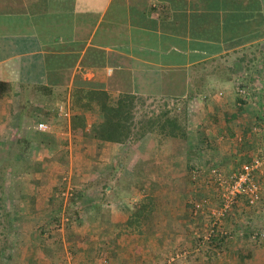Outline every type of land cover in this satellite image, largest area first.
I'll return each mask as SVG.
<instances>
[{"label": "crops", "instance_id": "crops-1", "mask_svg": "<svg viewBox=\"0 0 264 264\" xmlns=\"http://www.w3.org/2000/svg\"><path fill=\"white\" fill-rule=\"evenodd\" d=\"M185 2L0 0V147L10 135L17 141L13 159L0 152L4 178L14 179L9 196L5 179L0 197L7 219L0 264H162L173 250L196 256L200 240L185 229V200L164 175L173 157L162 148L178 141L172 156L205 154L225 168L264 152V0H235L216 11ZM237 84L256 90L252 98L240 102ZM79 90H105L112 100L121 93L174 99L187 107L185 135L148 132L125 143L72 135ZM59 104L68 118L56 111ZM54 115L65 120L63 131L50 124ZM136 154L143 171L149 156L162 157L156 178L121 180ZM65 189L78 195L70 204L73 192L64 196ZM135 208L141 215L127 225ZM260 211L249 216L260 218ZM246 217L231 224L233 234L228 228L234 237L221 255L205 247L212 255L176 264H264V238L251 239ZM59 218L69 223L57 230L52 221ZM174 224L181 229L171 230Z\"/></svg>", "mask_w": 264, "mask_h": 264}, {"label": "rangeland", "instance_id": "rangeland-1", "mask_svg": "<svg viewBox=\"0 0 264 264\" xmlns=\"http://www.w3.org/2000/svg\"><path fill=\"white\" fill-rule=\"evenodd\" d=\"M220 63H221L220 60H215L214 66H219ZM240 85L246 86L245 84H237L236 87H238ZM250 88H252V87L250 86ZM254 91H256V90H253V88H252L251 98L255 93ZM176 105H177V101H175L174 99H170V98H162V97H158L155 99H148L147 98L144 100V104L141 107V114H143L144 117H146V118H148V117L155 118L156 115L161 114L163 110H168V109L170 111L174 109V111L177 113L182 112V113L186 114V112H187V107H185L186 105H184V104L182 106H179V105L176 106ZM50 109H51V107H50ZM79 109L80 108H77L76 110L79 111ZM25 110H26V115H29V108H26ZM95 114H96V111L88 110V112H86V116L89 118V121H91L92 119L93 120L95 119V117H96ZM49 118L52 119V121H50V124L53 123V127L55 124V126L58 127V130L63 131L65 129V120L57 119L56 115H54V118H52L50 116H49ZM38 119L39 118L37 117V120ZM37 122L38 123L36 124V127L39 125V123L41 121H37ZM30 127H31L30 129H32L31 125H30ZM46 127H47V125H46ZM33 129H34V127H33ZM151 134H153V133H151ZM9 138H11V140H9L8 144H6V146L4 145L5 147H3L2 149L0 147V152L2 150L3 151L6 150V153L8 152V154L10 156L8 158L13 159L14 154H12V153L17 150V148H15L16 139H14L12 135H10ZM150 142L153 143L154 139H151ZM180 142H182V141H180ZM144 146H146V145H144ZM179 148H181V147H179L178 141L173 143V140H170V141L168 140L166 142L165 148H162L167 152L169 151V154H167L168 156L166 155L168 157V159H169L170 155H171V157H173L172 158L173 159V161H172L173 162V168L169 171H166L164 175L168 176V180H169L168 183L172 185V187H173L172 189H174L176 196H178V200H181V199L185 200V205H184L185 207L184 208L187 210L186 214H185L186 220L184 222L185 227H186L185 229L187 230L188 235H190L191 232H194L195 233L194 235L197 236L198 239L200 240V244L198 245L199 251L196 252L197 254L195 256V255L190 254L191 252L188 250H185L183 253H182V250H176V251L173 250L172 252H169L170 254H167L164 261L161 260L162 264H176L177 260H179V259L189 260V258H191L190 256L197 257V258H205L208 255H212V254H208V251L203 249L205 247L211 248L214 250V252H216V254L221 255L222 244L213 245L211 247V245H210L211 243L210 244H206L204 242L201 243L202 236L206 233L207 229L210 227L211 211H213V210L215 211V209H218L217 206L219 205L217 200H216V190H214V188L209 186V181H210L212 174H213L212 169L218 168L222 173H229L232 170H234L235 168H237V166L239 165V161H237L236 164L234 165V167L225 168L219 164H215L214 162L209 161L210 160L209 156L205 155V154H201L198 156L197 155L187 156L184 154L172 156L173 153L175 151H177ZM0 156H2V154ZM141 158H142L141 154L140 155L136 154L134 156V161L136 163L133 164V171H129V169L124 170L121 180L125 181L126 179H129V177L131 176V178L134 179L135 183H137V181L144 178L143 175H145L148 178H156V176H158L157 170L155 168H156L157 162H159V159H161L162 157L160 155L149 156L148 160L150 162V165H149V167L148 166L145 167L146 171H143L141 169L137 170L138 160L139 159L141 160ZM140 163H141V161H140ZM151 167H153V169ZM147 168L148 169L151 168V170L150 169L148 170ZM10 169L13 172L14 170L18 169V165L12 164V167ZM67 172H68V170H64V172L62 170L60 173L61 176H59V179L65 183L69 180L67 177V174H68ZM158 172L161 173V171H158ZM8 175H10V173ZM5 176H6L5 179H7L6 180L7 185H5V186L7 189V196H9L12 193L14 179L7 176V174ZM70 192H73V191L70 189L69 190L65 189V195L64 196L70 195ZM138 192L141 193V191H138ZM57 194H58V197H60V194L59 193H57ZM197 200L204 201V206H203V210L199 211L197 214H194L193 209H192L193 206L190 208V204L194 201H197ZM192 205H193V203H192ZM260 208L264 212V201L261 203ZM58 212H59V210H58ZM252 212L255 213L252 209H250V207L247 208L245 206V204L240 201L238 203V205L231 210L230 214L227 215V217H224V221H223L224 226H226L227 229L229 228L231 230V234H233V231L235 230V228H233L231 226V224H233L235 226H237L238 223L243 224V222H244L243 219L245 218V216H247L246 217L247 219H245V220H249V221L251 220L252 221L254 219L253 221H255L256 224H258V225L263 224L264 225V213H263L262 217L256 219L255 214L249 216L250 213H252ZM59 213H61V211ZM190 213L192 215H190ZM240 217L243 219H239ZM9 221H10V219H9ZM63 222L65 223V225H67L69 223V221L67 219H65L63 221L61 218H59L58 220L52 221V226L54 229L58 230L59 228H61V226H59V224L63 223ZM0 223H1V221H0ZM171 223H173V222H171ZM175 227H176V229H178L179 224H178V226H175V224L172 227L170 226L171 230L175 229ZM179 229H181V228H179ZM6 231H7V226H6V229L4 230V232H6ZM1 236H2V231H0V238H1ZM138 236L141 237V235H138ZM233 237H234V235H233ZM233 237L231 239H233ZM133 238H134L133 235H127V237H125V240L127 239L130 242ZM167 238H169V236ZM231 239L229 240V237H228V240L226 241V243L229 241L228 245L231 242ZM6 253L8 256L13 255V252H11V251H8ZM178 255H180L182 257L178 258ZM182 262H184V261H182Z\"/></svg>", "mask_w": 264, "mask_h": 264}, {"label": "trees", "instance_id": "trees-1", "mask_svg": "<svg viewBox=\"0 0 264 264\" xmlns=\"http://www.w3.org/2000/svg\"><path fill=\"white\" fill-rule=\"evenodd\" d=\"M161 6H173V0H159ZM235 0H192V6H212L216 11L223 6L224 3L232 5ZM179 2V1H178ZM182 3V4H181ZM178 5H187L185 0H181ZM216 17V15H215ZM214 21L216 24V18ZM236 93V91H235ZM237 97V95H236ZM155 99L158 97H144L133 93H121L115 100L110 99L109 94L105 90H79L76 91L73 98V109L80 108L76 113L69 117L70 133L75 136H90L101 141L125 143L128 141H138L148 132L162 133L167 136L185 135V114L177 113L173 110H163L161 114L153 117H144L141 114V107L145 99ZM238 99V98H237ZM77 106V107H76ZM88 110L96 111L97 118L88 125L86 112ZM180 122V123H179ZM38 144L44 143V133L37 132ZM42 140V141H41ZM46 143V142H45ZM4 171L0 169V197L4 194ZM78 196L75 192L71 193L68 204L75 200ZM148 198V197H147ZM150 200V199H148ZM246 205L245 200H241ZM190 204V208L192 207ZM3 211V204L0 199V212ZM141 211L135 208L132 216L127 220L126 224L130 225L137 222ZM192 213V212H191ZM190 213V215H192ZM0 231L2 238L5 236L4 230L7 226V219L0 216ZM5 238V237H4ZM224 238L218 234L214 235L210 245H220L224 243Z\"/></svg>", "mask_w": 264, "mask_h": 264}, {"label": "built area", "instance_id": "built-area-1", "mask_svg": "<svg viewBox=\"0 0 264 264\" xmlns=\"http://www.w3.org/2000/svg\"><path fill=\"white\" fill-rule=\"evenodd\" d=\"M251 90L252 88L248 85L236 87L238 100L243 102L251 99ZM55 108L62 117L68 118L71 114L69 108L61 104ZM37 129L44 131L46 125L39 123ZM212 173L209 186L216 190V200L219 205L215 211L212 209L210 227L201 238V243L206 244H210L212 237L216 234L223 237L225 241L228 239L229 231L223 226L224 217H227L241 200L244 199L246 205L255 214H262L260 205L264 201V180L262 179L264 175V152L254 155L250 160L241 162L237 168L229 173H222L218 168L212 169ZM192 203L194 214L203 210L204 201L197 200ZM246 226L252 232L251 239L264 238V230L258 224L247 220Z\"/></svg>", "mask_w": 264, "mask_h": 264}]
</instances>
